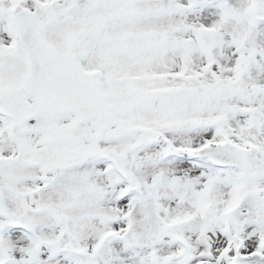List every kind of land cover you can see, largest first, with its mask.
Returning a JSON list of instances; mask_svg holds the SVG:
<instances>
[{
	"label": "snow or ice",
	"instance_id": "obj_1",
	"mask_svg": "<svg viewBox=\"0 0 264 264\" xmlns=\"http://www.w3.org/2000/svg\"><path fill=\"white\" fill-rule=\"evenodd\" d=\"M0 264H264V0H0Z\"/></svg>",
	"mask_w": 264,
	"mask_h": 264
}]
</instances>
